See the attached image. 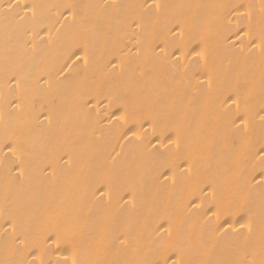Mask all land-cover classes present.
Masks as SVG:
<instances>
[{"label":"bare ground","instance_id":"6f19581e","mask_svg":"<svg viewBox=\"0 0 264 264\" xmlns=\"http://www.w3.org/2000/svg\"><path fill=\"white\" fill-rule=\"evenodd\" d=\"M0 264H264V0H0Z\"/></svg>","mask_w":264,"mask_h":264}]
</instances>
